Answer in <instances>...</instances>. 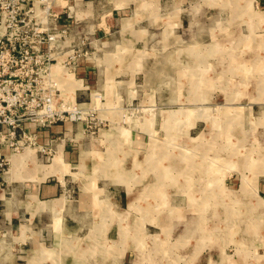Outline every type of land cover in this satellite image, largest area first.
Returning <instances> with one entry per match:
<instances>
[{
  "label": "rangeland",
  "instance_id": "rangeland-1",
  "mask_svg": "<svg viewBox=\"0 0 264 264\" xmlns=\"http://www.w3.org/2000/svg\"><path fill=\"white\" fill-rule=\"evenodd\" d=\"M189 1L192 12H206L207 19L200 21L205 22L201 27L210 29L212 40L206 41L212 54L197 58L194 49L185 45L180 66L172 74L151 75L173 101L165 111L180 112L168 114L164 129H160V118L152 125L140 101L130 97L117 124L102 119V105H109L111 113L118 111V98L111 92L92 101L98 110L88 120L66 123L72 124L73 138L81 135L86 141L94 140L103 152L113 148L105 141L107 134L125 135L133 127L139 131L155 126L156 145L151 142L150 149L155 150V165L166 170L157 169L156 178L167 173L169 186L142 187L135 206L115 208L109 214L113 229L120 230L124 250L130 252L114 254L111 264H264V9L260 12L258 7L260 13L255 16L253 0ZM190 25L185 21L180 28L183 37L194 35ZM159 93L152 94L156 98ZM195 98H213L214 103L194 105ZM186 101L190 105L181 104ZM178 113L184 115L169 121ZM58 138L61 141L64 135ZM262 169L256 187L249 184L252 192L245 194L244 178L254 179ZM83 174L77 180L81 186L98 189L110 184L106 181L110 176L102 169ZM86 195L88 191L82 198ZM179 196L182 202H171ZM65 260L71 263L70 257ZM90 260L92 255H84L79 264H90Z\"/></svg>",
  "mask_w": 264,
  "mask_h": 264
},
{
  "label": "crops",
  "instance_id": "crops-1",
  "mask_svg": "<svg viewBox=\"0 0 264 264\" xmlns=\"http://www.w3.org/2000/svg\"><path fill=\"white\" fill-rule=\"evenodd\" d=\"M55 1L60 19L71 27L74 40L86 37L90 42V56L81 58L77 66L83 79L77 95L79 102L88 105L96 92H111L113 98H118L114 105L118 111L111 113L109 105L104 104L99 112L102 119L114 125L121 120L120 111L130 97L131 101H140L145 118H150L152 125L160 118V129H164L162 123L168 114L179 111H165L173 106V101L167 98L166 87H160L161 82L153 81L151 75L172 74L171 70L180 66L178 60L185 45L194 49L197 58L210 57L211 45L206 40H212V35L209 28L201 27L205 22L200 21L207 19L206 12H192L189 0ZM258 7L264 9V0L252 1L255 16L263 12ZM186 8L190 11L184 13ZM185 21L194 27L190 37L180 34ZM206 103L213 104V98H195L192 104ZM181 104L190 105L187 101ZM179 113L169 121L184 115ZM154 127H141L139 131L133 127L125 135L107 134L105 141H110L113 148L104 152L94 140L86 141L81 135L73 138L72 124L42 129L38 142L51 148L52 153L46 157L37 149H26L22 154L30 151V159L20 163L13 173V158L21 154L13 156L8 175L0 179V264H79L84 255H92L94 264H111L114 254H129L124 250L119 228L113 229L109 214L115 208L131 207L134 201L136 205L142 187L169 186L164 174H157L160 179L156 178L157 169L163 173L165 170L155 165V150L150 149L151 142L155 144ZM60 135H64L61 141ZM115 140L120 147L112 142ZM144 155L147 168L142 163ZM98 169L110 176L106 179L108 186L91 189L94 187L81 186L77 181L86 170L95 173ZM84 191L88 195L83 199ZM182 200L180 197L171 202ZM85 224L90 228L84 232ZM67 257L71 263L65 260Z\"/></svg>",
  "mask_w": 264,
  "mask_h": 264
},
{
  "label": "built area",
  "instance_id": "built-area-1",
  "mask_svg": "<svg viewBox=\"0 0 264 264\" xmlns=\"http://www.w3.org/2000/svg\"><path fill=\"white\" fill-rule=\"evenodd\" d=\"M55 4L54 0H0V179L10 168L11 157L27 148L42 155L52 153L38 142L42 129L60 122H84L98 110L92 101L103 99L96 92L88 105L79 102L83 79L77 66L81 58L90 56V42L86 37L74 40ZM60 72L81 82L74 100L67 96Z\"/></svg>",
  "mask_w": 264,
  "mask_h": 264
},
{
  "label": "bare ground",
  "instance_id": "bare-ground-1",
  "mask_svg": "<svg viewBox=\"0 0 264 264\" xmlns=\"http://www.w3.org/2000/svg\"><path fill=\"white\" fill-rule=\"evenodd\" d=\"M55 70H57V68L55 67L54 68ZM61 73V72H60ZM59 78H60V80L62 79V81H63V83H64V85H65V88H66V91H67V96L71 99V100H74L75 99V97H76V92H75V90L77 89V87H80V82L79 81H77L76 82V80H74L73 81V78L71 77V75H68L67 73L65 74V73H61L60 74V76H59ZM146 124V123H145ZM28 150H29V148H27ZM30 152V151H29ZM28 152V154L27 153H25V154H22L21 153V156L20 157H16L15 159L13 158V173H15V171L16 170H18V167L20 166V163H22L23 161H25L26 159H30V153ZM19 155V154H18ZM32 155V154H31ZM35 155V154H34ZM33 156V155H32ZM13 157V156H12ZM12 157H11V159H12ZM10 159V160H11ZM33 162H34V160H33ZM57 162H58V160L57 161H55L54 162V166H56L57 167ZM164 167V166H163ZM20 169V168H19ZM185 169V168H184ZM183 169V170H184ZM165 172H166V170H165ZM263 173V169L262 170H260V172L258 173V175H255L254 176V179H250L249 180V178H248V180L247 179H245L244 178V181H243V185H242V191L245 193V194H250L252 191L249 189L250 187H249V184H251V185H255V187H256V185H257V183H258V179H259V174L260 173ZM261 173V174H262ZM252 174V173H251ZM8 175V174H7ZM166 177H169V175L166 173V174H164ZM11 176V175H10ZM181 176H182V174H181ZM247 177V176H246ZM11 179V178H10ZM251 182V183H250ZM252 186V187H253ZM251 187V188H252ZM254 188V187H253ZM242 192V193H243ZM254 192V191H253ZM251 197V196H250ZM256 203V202H255ZM134 205V204H133ZM132 206V205H131ZM260 206H262V205H260ZM173 209V208H172ZM264 210V209H263ZM191 215H192V213H191ZM179 219V218H178ZM182 219V218H181ZM180 219V220H181ZM182 220H184V219H182ZM139 258V257H138Z\"/></svg>",
  "mask_w": 264,
  "mask_h": 264
}]
</instances>
